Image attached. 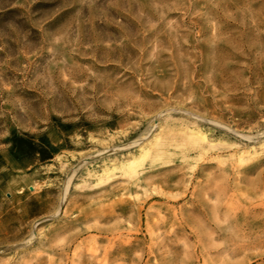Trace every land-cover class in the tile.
Wrapping results in <instances>:
<instances>
[{"label": "rangeland", "instance_id": "rangeland-1", "mask_svg": "<svg viewBox=\"0 0 264 264\" xmlns=\"http://www.w3.org/2000/svg\"><path fill=\"white\" fill-rule=\"evenodd\" d=\"M0 264H264V0H0Z\"/></svg>", "mask_w": 264, "mask_h": 264}, {"label": "bare ground", "instance_id": "bare-ground-1", "mask_svg": "<svg viewBox=\"0 0 264 264\" xmlns=\"http://www.w3.org/2000/svg\"><path fill=\"white\" fill-rule=\"evenodd\" d=\"M141 162H142V160H140V161L139 160H135L134 162L131 163L130 168L133 169V170L136 169Z\"/></svg>", "mask_w": 264, "mask_h": 264}]
</instances>
